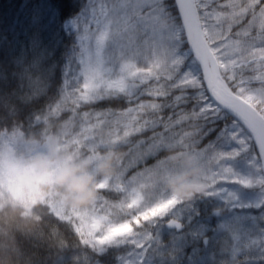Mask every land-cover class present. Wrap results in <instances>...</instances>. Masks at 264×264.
<instances>
[{
  "label": "snow or ice",
  "instance_id": "1",
  "mask_svg": "<svg viewBox=\"0 0 264 264\" xmlns=\"http://www.w3.org/2000/svg\"><path fill=\"white\" fill-rule=\"evenodd\" d=\"M257 5L258 0H229L218 7L210 0H72L74 15L65 31L74 34L75 43L65 52L62 83L51 94L44 90L39 110L62 100H76L77 111L82 103L121 97L131 103L138 94L162 98L161 103L153 99L123 110L87 112L90 122L129 134L125 175L151 172L149 161L159 159L162 146L180 137L182 146L206 163L207 192L172 207L154 224L164 221L179 230L174 213L190 220L195 202L222 195L227 206L255 218L244 247L254 246L256 255L247 258L264 264V6L257 13ZM248 12L247 25L234 32ZM43 13L44 7L35 23ZM149 81L152 86L141 91ZM165 108L171 110L167 116L162 115ZM213 134L215 139L201 147ZM226 185L237 186L239 198ZM145 248L136 250L144 253L140 264L152 251ZM112 250L99 257V264H114Z\"/></svg>",
  "mask_w": 264,
  "mask_h": 264
},
{
  "label": "clouds",
  "instance_id": "2",
  "mask_svg": "<svg viewBox=\"0 0 264 264\" xmlns=\"http://www.w3.org/2000/svg\"><path fill=\"white\" fill-rule=\"evenodd\" d=\"M17 100L46 84L38 61L14 73ZM82 99V97H81ZM76 100L20 120L0 102V264H99L108 249H131L116 264H140L154 250V222L207 192L206 163L181 138L162 146L152 171L125 175L132 141L123 129L90 122Z\"/></svg>",
  "mask_w": 264,
  "mask_h": 264
},
{
  "label": "trees",
  "instance_id": "3",
  "mask_svg": "<svg viewBox=\"0 0 264 264\" xmlns=\"http://www.w3.org/2000/svg\"><path fill=\"white\" fill-rule=\"evenodd\" d=\"M54 3L60 6L53 7ZM71 3L72 0H0V102L7 101L14 104L15 114L20 120L31 118V115L42 107L46 95H41L28 103H21L13 94L14 90L18 89V81L14 73L19 72L23 65H31L37 60L39 75L46 84V94H51L54 87L62 83L65 52L75 43L74 34L65 31L67 22L74 15ZM42 7L44 13L41 22L37 24L34 22V17ZM249 74L252 73L248 71L246 75ZM153 83L149 81L148 84L141 85L140 90L151 87ZM153 99L158 103L164 102L162 98L140 95L131 103L121 97L88 105L82 104L77 111L123 110L127 107H135L142 101L151 102ZM187 107L190 109V105ZM170 112L171 110L165 108L162 115L167 116ZM0 116L7 121L6 112L0 111ZM177 130L179 131V128ZM208 140L212 138L207 137L201 147ZM151 163L154 161L150 160L149 164ZM198 206L201 218L211 215L213 210L220 211L221 216L231 212L214 198H204L199 201ZM211 217L214 221L215 217L212 215ZM120 252L122 248L112 250L114 264L115 257Z\"/></svg>",
  "mask_w": 264,
  "mask_h": 264
},
{
  "label": "rangeland",
  "instance_id": "4",
  "mask_svg": "<svg viewBox=\"0 0 264 264\" xmlns=\"http://www.w3.org/2000/svg\"><path fill=\"white\" fill-rule=\"evenodd\" d=\"M228 2L229 0H210V3L217 7ZM235 2L247 4L248 0H235ZM260 6H264V0H258V5L255 9L257 13ZM250 19L251 13H245L240 25L234 26V32L240 30L241 26H246L247 21ZM254 33L255 29L253 30ZM250 72L252 73L251 75H255L254 72ZM184 127L188 128L189 124L186 123ZM211 138L212 140L215 139V135ZM211 138L209 136V139ZM251 145L252 150L257 155L252 142ZM235 170L239 171L240 169L237 168ZM134 173L135 171L132 172L130 170L128 175ZM226 186L228 191L235 193L239 198L240 192L237 186ZM208 198H214L219 203H223L231 212L214 219V221H211V219L213 220L211 215L197 218L196 214L199 210V201H197L193 205L195 215L190 220L186 219L182 213L179 215L174 213L171 217L184 224L185 228L182 231L167 230L164 226V221L155 223L150 231L154 241L158 242L159 246H154V250L147 254L146 264H206L208 262L214 264H253L247 257L255 256L257 250L254 246L245 249L244 245L252 234V224L255 218L246 215L243 209L227 206L222 195ZM252 212L254 215L258 214V210H252ZM261 226H264V222H262ZM205 236L209 238L207 247H204L201 242ZM123 252L124 249L122 248V252L119 254Z\"/></svg>",
  "mask_w": 264,
  "mask_h": 264
},
{
  "label": "water",
  "instance_id": "5",
  "mask_svg": "<svg viewBox=\"0 0 264 264\" xmlns=\"http://www.w3.org/2000/svg\"><path fill=\"white\" fill-rule=\"evenodd\" d=\"M209 95H210V94H209ZM252 142H253V146H254V149H255L257 155H259V149H258V147L255 146L254 141H252ZM213 215H214V216H219L220 213H219L218 210H214V211H213ZM179 223H180V222H179ZM180 224H181V223H180ZM165 227H166L167 229H169V230H173V229H175L177 232H179V231L181 230V228H180L179 230H177L176 228H170V227L168 226L167 223L165 224ZM207 243H208L207 239H206V238L203 239V244H204L205 246H207Z\"/></svg>",
  "mask_w": 264,
  "mask_h": 264
},
{
  "label": "flooded vegetation",
  "instance_id": "6",
  "mask_svg": "<svg viewBox=\"0 0 264 264\" xmlns=\"http://www.w3.org/2000/svg\"><path fill=\"white\" fill-rule=\"evenodd\" d=\"M197 214H198V213H197ZM197 214H196V217H197V218H201V215L197 216ZM183 225H184V224H183ZM184 228H185V226H184Z\"/></svg>",
  "mask_w": 264,
  "mask_h": 264
}]
</instances>
